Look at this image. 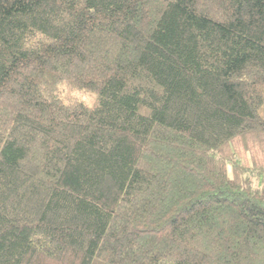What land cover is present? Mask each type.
<instances>
[{"label":"trees","instance_id":"obj_1","mask_svg":"<svg viewBox=\"0 0 264 264\" xmlns=\"http://www.w3.org/2000/svg\"><path fill=\"white\" fill-rule=\"evenodd\" d=\"M0 264H264V0H0Z\"/></svg>","mask_w":264,"mask_h":264},{"label":"clouds","instance_id":"obj_2","mask_svg":"<svg viewBox=\"0 0 264 264\" xmlns=\"http://www.w3.org/2000/svg\"><path fill=\"white\" fill-rule=\"evenodd\" d=\"M38 38H40L39 34H37V39ZM32 42L34 43L35 41L33 40ZM58 88L60 89L61 93L60 98L64 100L65 103H68L65 97L69 95L75 99H79L80 101L84 102L89 108L93 106V103L96 100V94L91 93L87 90L81 91L73 89L71 90V92H69L68 85L66 82L59 84Z\"/></svg>","mask_w":264,"mask_h":264},{"label":"rangeland","instance_id":"obj_3","mask_svg":"<svg viewBox=\"0 0 264 264\" xmlns=\"http://www.w3.org/2000/svg\"><path fill=\"white\" fill-rule=\"evenodd\" d=\"M94 104V103H93Z\"/></svg>","mask_w":264,"mask_h":264}]
</instances>
